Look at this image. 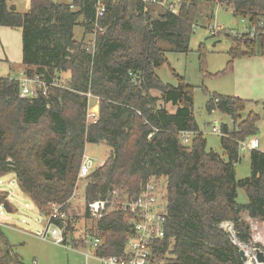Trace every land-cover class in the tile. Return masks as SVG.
Returning a JSON list of instances; mask_svg holds the SVG:
<instances>
[{"label": "trees", "instance_id": "1", "mask_svg": "<svg viewBox=\"0 0 264 264\" xmlns=\"http://www.w3.org/2000/svg\"><path fill=\"white\" fill-rule=\"evenodd\" d=\"M96 1L30 0L29 9L19 12L0 0V26L21 31L23 76L48 84L45 93L37 87L36 95L21 96L19 79L0 77V175L14 173L21 191L50 217L48 224L63 227L65 243L74 245L69 209L79 167L86 144L103 141L111 153L85 177L82 194L84 218L91 221L85 236L102 240L96 253L123 254L131 214L114 204L95 219L87 204L110 200L113 190L132 199L147 181L162 178L165 236L153 258L164 264H244L221 225L230 223L235 240L248 244L250 224L241 214L264 224V151L250 150L248 176L235 174L238 143L256 135L259 115L250 111L241 118L245 99L210 96L207 111L232 121L231 127L220 124L222 156L206 148L193 114V86L178 74L175 85L164 83L156 69L167 63L166 51H188L201 1L211 6L207 19L222 5L247 24L241 44L227 34L233 42L228 66L237 57L264 56V0H178L177 9L156 13L151 6L165 8L161 0H101L100 17ZM76 25L83 29L81 40L74 38ZM87 34L94 36L90 50ZM59 72L69 74L66 85L58 83ZM88 94L98 99L93 121ZM262 111L264 116V102ZM181 132L190 133L188 144ZM240 188L245 204L237 202ZM0 202L10 208L2 194ZM55 208L65 217H52ZM11 255L9 264H21ZM3 256L0 264H6Z\"/></svg>", "mask_w": 264, "mask_h": 264}, {"label": "rangeland", "instance_id": "2", "mask_svg": "<svg viewBox=\"0 0 264 264\" xmlns=\"http://www.w3.org/2000/svg\"><path fill=\"white\" fill-rule=\"evenodd\" d=\"M53 1L68 2L70 0ZM177 2L178 0H168L165 8L151 7L154 12L166 8L175 10ZM17 7V10L23 11L24 0H19ZM210 9V4L201 1L196 21L197 26L190 37L188 51L185 53L166 51L167 63L156 69V73L164 83L175 85L177 83L175 74H178L184 78L186 83L193 86V114L199 131L206 139L207 149H212L225 156L220 146V134L212 132L211 123L217 119L219 124L225 123L231 127V118L217 110L209 113L205 107V103L212 94H221L239 96L246 100L245 108L240 112L241 118H245L250 111L259 115L255 137L259 141L257 149L264 151V116L262 111L264 56L257 53L252 57H237L233 59L231 66H228L230 60L228 51L233 47V42L227 34L237 38L240 41L238 43L241 44L242 39L245 40L246 37L244 34L247 32V24L242 21V18L235 16L230 8L222 5L213 7L212 17L207 19V15L211 13ZM211 27L215 31H221L213 35ZM73 31L76 40L83 38V29L80 25H76ZM85 36L84 42L91 46L94 36L92 34ZM2 67L0 65V77L20 75L16 69L13 71L6 69L5 71ZM57 80L60 85H66L68 73H57ZM91 100L88 102V113H98L96 108L98 105L95 106V102L93 99ZM167 108L170 109L169 106ZM88 120L92 121L90 117ZM85 147L83 156L88 157L92 169L102 165L111 153V148L103 141L98 144L88 143ZM249 152L247 149L239 151L240 160L235 165L236 178L249 175ZM76 185L70 201L69 217L73 227L71 234L76 240L73 248L77 249H69L54 243L50 236L46 240H41L37 236L47 228L46 217L21 191L14 173L0 175V194L5 196L10 205L9 210H6L3 203H0V256L4 255L1 259L3 263L9 264L10 256L14 254L21 264H100L95 259L94 249L85 244L87 239L85 235H87V229L91 224L90 220L84 218L82 194L85 178L80 179ZM237 202L239 204L247 202V196L241 188L237 192ZM229 226L233 242L244 248L250 256L252 264H256L251 256V251L257 247L264 250V228L252 222L250 224L251 241L244 244L235 240V233L230 223ZM258 237L261 239H256ZM79 238L83 239L82 244L79 243ZM85 253L89 254L88 258H85Z\"/></svg>", "mask_w": 264, "mask_h": 264}, {"label": "built area", "instance_id": "3", "mask_svg": "<svg viewBox=\"0 0 264 264\" xmlns=\"http://www.w3.org/2000/svg\"><path fill=\"white\" fill-rule=\"evenodd\" d=\"M144 1L155 3L159 0ZM167 1L168 0H161L159 3L166 4ZM104 11V5L102 4L101 0H97L96 16H102ZM211 29L213 35H215L216 32L221 31H215L213 27H211ZM249 36L251 39H253L255 36V32L251 30ZM92 47L93 44H91V46L88 47L87 50H90V48L92 49ZM19 82L21 96L36 95L37 87L42 89V93H45L48 85L38 76H22L21 78H19ZM88 96H90V94H88ZM97 114L98 113L96 112L87 113V117H90L93 121L96 120ZM211 125L212 132L221 134L220 124L217 119L213 120ZM180 138L184 144H188L190 142V133L181 132ZM258 146L259 141L255 136L249 137L238 143L239 151H243L245 149L250 151L253 149H257ZM91 170V162L88 157L84 155L79 167L77 182L80 179H84ZM111 194L112 198L110 200H95L87 204V208L91 217L99 219L111 209L112 205L119 204L123 209L128 210V212L131 214L132 233L127 238L124 245L123 254L120 256L98 254L96 253V250L102 240L97 237L86 239L85 244L94 249L95 259L98 260L100 264H164L165 262L163 259L153 258V253L158 249L159 246H161L159 243L165 236V187L163 179H151L147 181L144 184L141 192L132 199H129L128 195L125 194V191L123 190H113ZM57 216L61 218L65 217L63 213H58V209L55 208L52 213V217ZM49 218L50 217H48L47 219ZM63 233V227H59L54 224H48L47 220V228L44 230V232L38 234L37 236L42 240H46L48 239V236H50V239L54 243L73 248V245L65 243ZM84 255L85 258L89 257L88 253H85ZM251 256L254 259V249L251 251Z\"/></svg>", "mask_w": 264, "mask_h": 264}, {"label": "crops", "instance_id": "4", "mask_svg": "<svg viewBox=\"0 0 264 264\" xmlns=\"http://www.w3.org/2000/svg\"><path fill=\"white\" fill-rule=\"evenodd\" d=\"M6 2H7L8 7H12L16 11H19L17 10L19 0H6ZM29 6H30V0H24V9L23 11H19V12L27 11L29 9ZM0 65L3 66L2 68H4L5 71L6 69H8V71H13L15 69L18 70L20 75L14 76V77H10V75H8L10 78L19 79L23 76L22 38H21L20 29L0 26ZM239 98H242V97H239ZM91 99H93V101L95 102V106L98 105V99L96 97L91 96V95L88 96V102H91L92 101ZM241 217L242 219L246 220L249 224L254 222V223H257L260 227L262 226L264 228V224L262 222L255 220V219H251L250 217H248L246 212H243L241 214ZM65 248L71 249L72 247H65ZM73 249H77V248H73Z\"/></svg>", "mask_w": 264, "mask_h": 264}, {"label": "water", "instance_id": "5", "mask_svg": "<svg viewBox=\"0 0 264 264\" xmlns=\"http://www.w3.org/2000/svg\"><path fill=\"white\" fill-rule=\"evenodd\" d=\"M97 110H98V106L96 107ZM1 203V202H0ZM3 203V206L6 210H9L8 209V204L7 202H2ZM222 229L225 231V233L231 238L232 237V234L230 232V226H229V223H225L223 226H222ZM232 239V238H231ZM239 255L241 257V260L244 262V264H252V262L250 261L249 259V256H248V253L247 251L242 248L241 246H239ZM254 259L256 261V264H261V263H264V250L260 249L259 247L257 248H254Z\"/></svg>", "mask_w": 264, "mask_h": 264}, {"label": "bare ground", "instance_id": "6", "mask_svg": "<svg viewBox=\"0 0 264 264\" xmlns=\"http://www.w3.org/2000/svg\"><path fill=\"white\" fill-rule=\"evenodd\" d=\"M256 239H258V240H259V239H261V238H260V237H258V238H256ZM260 241H261V240H260ZM263 241H264V240H263Z\"/></svg>", "mask_w": 264, "mask_h": 264}]
</instances>
